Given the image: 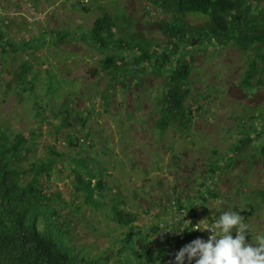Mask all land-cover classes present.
<instances>
[{
    "label": "rangeland",
    "instance_id": "374dc122",
    "mask_svg": "<svg viewBox=\"0 0 264 264\" xmlns=\"http://www.w3.org/2000/svg\"><path fill=\"white\" fill-rule=\"evenodd\" d=\"M243 9L252 22L251 16L264 10V0L244 1ZM103 11L116 25V40L105 51L117 62L110 72L100 66L105 53L83 37ZM176 17L154 0H89L86 5L70 0H0V28L15 44L6 52L0 49V127L35 133L37 145L29 160L44 157L49 145L66 153L51 177L42 179L44 190L49 187L65 200L59 211L71 220L78 248L108 256L107 264H119L118 238L127 229L106 217L104 207L90 210L82 202L84 195H75L73 177L64 166L79 150L98 159L105 171L104 202L120 192L127 209L139 214L135 225L167 219L164 233L171 236V226L190 211L200 221L212 213L218 218L225 210H236L253 235L264 232V202L255 196L264 189V158L258 151L264 142V64L255 47L245 51L232 41L203 39L194 47L183 44L163 66L160 54L174 50L167 44L164 23ZM181 20L189 26L188 37L210 22L202 14ZM64 33L66 40L57 43L55 37ZM178 54L191 65L186 104L193 119L187 130L170 125L162 131L155 125L165 73ZM255 59L257 72L246 87L243 80ZM18 68L30 70L33 91L19 85ZM67 134L78 138L75 148L68 146ZM210 168L217 172L206 174ZM201 182L217 197L200 200ZM178 196L185 206L192 199L190 210L171 211ZM199 238L206 240L203 233ZM246 239L251 240L250 234Z\"/></svg>",
    "mask_w": 264,
    "mask_h": 264
},
{
    "label": "trees",
    "instance_id": "16d2710c",
    "mask_svg": "<svg viewBox=\"0 0 264 264\" xmlns=\"http://www.w3.org/2000/svg\"><path fill=\"white\" fill-rule=\"evenodd\" d=\"M164 9H171L178 14L170 23H164V31L169 35L167 44L174 49L172 52L161 53V59L167 62L179 53L184 46L194 47L201 44L203 39L209 43L216 39L221 43H234L242 50L251 47L256 48L257 58L264 64V10H258L252 15V22L247 18L246 9H243L247 0H154ZM80 4L79 0H73ZM188 14H202L208 16L210 22L205 30L196 32L195 36H187L189 26L185 19ZM182 15V16H181ZM263 18V19H262ZM181 21V26L172 25ZM115 22L107 11L93 21L91 28L84 34L85 41L100 48L105 53L110 48L111 42L116 40ZM52 37V36H51ZM68 35L64 33L55 37V41L66 40ZM202 38V39H201ZM12 40V39H11ZM7 33L0 28V49L6 52L15 47ZM17 49H15V52ZM180 54H178L179 56ZM114 54L105 53L100 60L103 70H109L116 65ZM162 66V67H163ZM167 78L164 81V91L161 96L160 117L156 120V128L164 131L168 126L174 125L178 129L187 130L192 123L191 106H187L189 97L190 62L184 60L181 54L174 62ZM164 68V67H163ZM17 70L19 85L24 90L33 91L35 86L28 79L27 69ZM108 72V73H109ZM257 72L256 59L249 62L244 77V85L248 87L250 80ZM85 120V118H81ZM67 118L63 117L62 126L67 125ZM24 135L19 132L8 131L0 127V264H107L108 256L102 254L90 255L80 250L74 241L71 220L63 215L59 208L65 200L57 191H51L49 187L44 190L43 178H50L52 170L58 167L60 160L66 156L64 151H58L49 145L44 157L29 160L30 151L36 148L34 132ZM68 146L75 148L79 140L73 135L67 134ZM235 150V149H234ZM259 154L264 158V142L258 148ZM76 156L68 157L66 169L73 177L75 195H84L82 202L90 210L99 211L105 208L106 217L119 227L126 228L118 238L117 259L119 264H169L174 260L175 251L199 238L201 231L185 229L182 233L175 231L169 236L164 233L167 219L151 223L150 226L135 225L139 214L134 210H128L126 201L119 192L109 202H104L107 184L101 170V163L81 150ZM221 166V165H217ZM217 171L212 168L206 171L208 174ZM198 189L199 199L207 200V196L217 197V193L206 187L201 182ZM204 188V189H203ZM79 192V193H78ZM255 196L264 202V189L255 192ZM79 199V198H78ZM189 203L183 202L180 196L173 203V212L190 210L193 206L192 199ZM204 210H206L204 208ZM252 208L249 210L251 213ZM187 211V210H186ZM168 214L167 210H163ZM194 212L186 214L184 220L179 217L171 228L177 230L183 224L193 225L197 218ZM163 222V224H162ZM187 263V262H186Z\"/></svg>",
    "mask_w": 264,
    "mask_h": 264
},
{
    "label": "clouds",
    "instance_id": "9594fccd",
    "mask_svg": "<svg viewBox=\"0 0 264 264\" xmlns=\"http://www.w3.org/2000/svg\"><path fill=\"white\" fill-rule=\"evenodd\" d=\"M185 229L207 231L209 235L206 240L196 238L181 247L169 264H264V232L253 235L239 211L225 210L218 218L212 213L195 225L186 223L169 231L182 233ZM249 234L251 240L246 239Z\"/></svg>",
    "mask_w": 264,
    "mask_h": 264
},
{
    "label": "built area",
    "instance_id": "2783aa9c",
    "mask_svg": "<svg viewBox=\"0 0 264 264\" xmlns=\"http://www.w3.org/2000/svg\"><path fill=\"white\" fill-rule=\"evenodd\" d=\"M70 1H73V0H70ZM79 2L82 4V5H86L89 3V0H79Z\"/></svg>",
    "mask_w": 264,
    "mask_h": 264
},
{
    "label": "bare ground",
    "instance_id": "6f19581e",
    "mask_svg": "<svg viewBox=\"0 0 264 264\" xmlns=\"http://www.w3.org/2000/svg\"><path fill=\"white\" fill-rule=\"evenodd\" d=\"M198 222H199V221L195 222L193 225L197 224ZM195 231H199V230H195ZM208 235H209V233L206 231V232L204 233V236H205L206 239L208 238Z\"/></svg>",
    "mask_w": 264,
    "mask_h": 264
}]
</instances>
